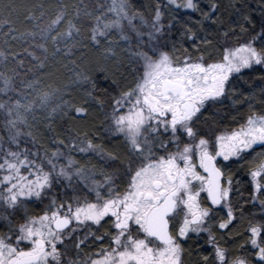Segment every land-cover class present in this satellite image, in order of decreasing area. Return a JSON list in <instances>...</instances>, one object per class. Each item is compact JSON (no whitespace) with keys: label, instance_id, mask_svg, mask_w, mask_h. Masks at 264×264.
Returning <instances> with one entry per match:
<instances>
[{"label":"snow or ice","instance_id":"6c2138e0","mask_svg":"<svg viewBox=\"0 0 264 264\" xmlns=\"http://www.w3.org/2000/svg\"><path fill=\"white\" fill-rule=\"evenodd\" d=\"M147 11L0 0V264H264V0Z\"/></svg>","mask_w":264,"mask_h":264},{"label":"trees","instance_id":"16d2710c","mask_svg":"<svg viewBox=\"0 0 264 264\" xmlns=\"http://www.w3.org/2000/svg\"><path fill=\"white\" fill-rule=\"evenodd\" d=\"M27 2H36V0H27ZM40 2H43L45 4H54L55 0H40ZM75 2H79V0H75ZM91 0H85V3H89ZM153 2V0H133V3L140 8L142 11L145 12V15H148L147 11V6L150 5ZM234 2V0H221V5L222 7L224 5H227L229 3ZM236 6L239 7V0H235ZM247 3L252 7L255 8L257 6L258 0H247ZM230 15L229 12L224 11L222 13V19L224 20L225 24H227L230 20ZM259 17L257 16V20ZM172 39L177 41L179 43L180 37L178 34H173ZM209 39H214V37L209 36ZM215 39H219V37H215ZM14 46L17 48V50L22 51L20 49L19 45H16L15 42H13ZM0 46L2 45V37H0ZM185 46H188L187 44ZM26 55V54H25ZM89 55L95 56L96 53L94 52H89ZM78 58V57H77ZM26 65L28 63V60L26 59L25 61ZM256 83H259V81H256ZM255 86V85H253ZM239 90L241 91H246L247 86H243L242 82L241 85L238 86ZM74 101L75 102H80L79 101V96L74 95ZM230 104V101L228 102ZM242 107V106H241ZM230 111V109L226 106H221L219 108H213L210 109V111L207 113L210 115L213 119L220 123H224L227 117L225 116V113ZM234 111V109H232ZM104 121V116L103 113L100 111L92 110L89 116V119L87 121H74L68 118H65L64 120L60 121L57 130L62 132L65 136H74L75 131L79 130L81 128L88 130V131H96V129L101 128V125ZM41 134L43 136V143L45 144H51V139L50 137L53 135V133H49L46 129H43L41 127ZM99 135L102 138V142L105 143L106 146L109 147H115V148H122V144H118L115 138H105V134L103 132L99 133ZM236 178H240V174H237ZM246 180L247 177H244Z\"/></svg>","mask_w":264,"mask_h":264},{"label":"rangeland","instance_id":"374dc122","mask_svg":"<svg viewBox=\"0 0 264 264\" xmlns=\"http://www.w3.org/2000/svg\"><path fill=\"white\" fill-rule=\"evenodd\" d=\"M210 111V110H209Z\"/></svg>","mask_w":264,"mask_h":264}]
</instances>
